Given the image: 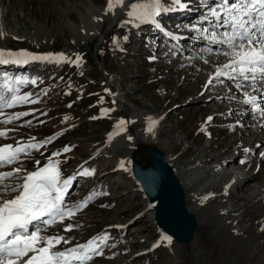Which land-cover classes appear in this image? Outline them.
<instances>
[{
  "label": "rangeland",
  "instance_id": "1",
  "mask_svg": "<svg viewBox=\"0 0 264 264\" xmlns=\"http://www.w3.org/2000/svg\"><path fill=\"white\" fill-rule=\"evenodd\" d=\"M183 2L186 7L171 5L170 11L158 17L180 38L174 41L125 13L105 14L107 0H0V29L5 34L0 38V50L65 57L61 63L0 64V75L36 79L35 85L13 86L19 88L18 94H31L30 98L38 101L3 110L0 120L18 112L30 114L9 124L0 123V130H8L7 137H0V145L52 138L39 150L22 156L21 162L6 166L5 171L14 167L34 171L37 160L43 167L51 157L59 161L62 179L73 177L74 187L65 198L69 207L89 194L93 196L71 219L43 233L70 238V244L61 243L55 250L107 233L103 255L95 256L89 264H264V231H256L251 223L256 210L264 222V204L257 208L249 203L252 190L264 185V158L260 155L264 152V118L238 102L242 97L233 81L226 80L223 85L213 81L204 87L227 58L216 55L217 46L207 43L192 26L211 29L210 22L215 20L211 16L204 20L208 14L204 5L215 6L219 0ZM77 29L84 32L80 41ZM208 48H213L212 54ZM112 97L121 99L128 108H120ZM102 109L110 111L102 114ZM133 114L161 120L158 138L164 144H141L157 145L179 178L194 165L226 163L227 159L234 162L223 166L225 172L232 177L237 174V179L242 175L249 178L248 186L225 188L222 184L207 199L193 197L191 188L184 187L186 205L198 219L190 243L191 257L173 241L161 240L152 212L146 209L128 171L129 155L136 149L109 145L121 119L131 121L121 126L131 136L144 129L146 123L129 117ZM209 116L211 121H207ZM256 144L260 145L253 150ZM65 146L71 150L64 152ZM52 153L60 155L52 157ZM239 168L241 174L235 172ZM84 169L94 170L93 174L79 175ZM224 206L228 211L222 210ZM229 217L239 219L235 226L242 229L241 237L224 228L222 222ZM68 224L75 227L65 232ZM157 241L162 242L153 247Z\"/></svg>",
  "mask_w": 264,
  "mask_h": 264
},
{
  "label": "snow or ice",
  "instance_id": "2",
  "mask_svg": "<svg viewBox=\"0 0 264 264\" xmlns=\"http://www.w3.org/2000/svg\"><path fill=\"white\" fill-rule=\"evenodd\" d=\"M171 5L179 8L187 6L183 0H169L168 4H165L164 0H144L142 3L127 5L125 0H107L105 14L115 15L117 8L121 11L127 9L126 14L129 18L151 23L160 29L158 17L170 11ZM204 6L208 8V14L204 20L207 21L211 16L215 22H210L211 29L202 26H192V28L207 43L217 46L216 55H224L227 58L225 63L216 67L214 75L209 76L204 87L208 88L213 81L221 85L226 80L233 81L235 89L242 97L238 102L247 106L253 115L264 118V0H219L215 6L208 4ZM221 27L225 30L220 31ZM4 35L0 32V38ZM168 35L173 39L177 38L171 33ZM207 51L212 54L213 48H208ZM172 54L176 53L173 51ZM79 59L77 57L76 62ZM64 60L63 54L34 55L23 51L6 53L0 50V64H27L33 61L61 63ZM204 63H208V60L204 59ZM36 82V79L8 77L7 73L0 75V116L5 115L4 109H11L25 103H37V100L30 98L31 94H18L19 88L13 86L26 83L35 85ZM101 111L103 114L110 110L102 109ZM29 114V112L14 113L0 120V123L9 124ZM65 119L68 118L65 117ZM212 119L209 116L207 121ZM130 122L121 119L116 125L118 131L115 135L122 134L126 129L121 126ZM27 123L30 124L31 121ZM155 123L154 120H150L147 128L149 133L153 132ZM7 135L8 130H0V137H7ZM111 138L110 135L109 139ZM51 139L50 137L39 143L27 144L17 141L15 146L0 145V169L21 162L22 156L30 155L31 150H39L50 143ZM128 139L131 140L132 137L129 136ZM31 140L34 141L35 137ZM70 150L68 146L63 149L64 152ZM248 151L250 150L245 149V152ZM58 155L60 153H52V157ZM260 155L264 158V152ZM39 165L40 161L37 160V168L34 171L14 167L10 171L0 172V264H89L95 256L103 255V248L107 246V233L94 236L86 243H78L59 251L55 250L57 246L61 243L70 244V238L61 235L48 236L43 233L48 227L63 223L65 219H71L87 206L93 196L89 194L83 201L69 207L65 198L73 177L62 179L59 161L51 157L43 167ZM93 171L84 169L78 174L91 176ZM13 178L16 183H5ZM7 196L11 198H4ZM30 226L33 229L31 231ZM74 227L68 224L64 231L70 232ZM261 230L264 231V228ZM161 240L171 243V238L168 236H162ZM159 244L160 241H157L153 247Z\"/></svg>",
  "mask_w": 264,
  "mask_h": 264
},
{
  "label": "water",
  "instance_id": "3",
  "mask_svg": "<svg viewBox=\"0 0 264 264\" xmlns=\"http://www.w3.org/2000/svg\"><path fill=\"white\" fill-rule=\"evenodd\" d=\"M134 148L136 151L129 155L131 175L146 200V207L153 213V222L159 232L190 255L198 219L186 205L182 181L157 145L142 146L136 140Z\"/></svg>",
  "mask_w": 264,
  "mask_h": 264
},
{
  "label": "bare ground",
  "instance_id": "4",
  "mask_svg": "<svg viewBox=\"0 0 264 264\" xmlns=\"http://www.w3.org/2000/svg\"><path fill=\"white\" fill-rule=\"evenodd\" d=\"M130 3H142V1L139 0H125V4H130ZM126 11H121L119 8L116 9V13L119 14H126ZM90 14L93 15V12H91L90 10ZM116 18V17H115ZM114 18V19H115ZM113 19V21H114ZM92 20H94V17H92ZM138 21V20H137ZM140 22V21H138ZM114 22H112L113 24ZM142 24H149V25H153L151 23H143ZM74 30V29H73ZM0 32H3L2 29H0ZM76 37L77 39L80 41L79 38L82 39V37L84 36V32L81 29H77L76 32ZM215 71V69H214ZM213 73V72H211ZM115 102H117L118 106L122 109H126V107L128 108V106L125 105V103H123V101L121 99H117L112 97ZM129 117H137L140 121L145 122L146 126L144 127V129L139 130L137 133V137L135 136H131L130 133H128L127 131H124L122 133V138L121 139H115V133L112 134V140L110 141L109 145L111 148L113 149H118V148H127V149H133L135 146V141L137 140L138 142H144V143H162L164 144L163 141H161L158 138V124L160 123V119L157 116H152L150 118H144L138 114H133L132 116L130 115ZM150 120H154L155 126L153 129L152 133H149L147 131V128L149 127V122ZM144 123V124H145ZM132 137L131 140L128 139V137ZM260 144H256L254 149H257V147ZM234 158V157H232ZM227 159V158H226ZM233 160V159H232ZM230 159L226 160V163L223 161L222 163H216V164H211V165H204V164H197L192 166L191 168H189L188 172L183 175L180 180L183 183L184 187H188L191 188V192L193 197L197 198V199H201L202 197L205 198H209L211 197V194L214 190V188H218L219 186H221L222 184L224 185L225 188H231L234 186H237L239 188H244L245 186H248V179L242 175L240 177H238V179H240L241 181H237L238 179L235 177L237 176V174L234 175V177H232L230 172H225L224 171V165H229V164H233L234 161H232ZM129 167V165H128ZM127 167V168H128ZM130 172V167L129 170ZM239 174H241L240 172H237ZM230 177V178H229ZM227 180V183H225V180ZM253 180V179H252ZM239 182V183H238ZM211 190L210 193L207 194V191ZM229 190V189H228ZM249 203H252L253 206H257V208H259L260 206H262L261 204H264V185L263 186H256L252 192L249 195ZM223 211H228L227 206H224L222 208ZM257 211V210H256ZM254 211L253 215H252V221L251 223L254 225L255 230L256 231H260L261 228H264V222H263V218L260 214H257V212ZM153 215V213H152ZM239 221V219L237 217H229L223 220V226L224 228H226L227 231L231 232L232 236L234 237H241L242 236V229L237 230L236 229V223ZM162 236H166L165 234L162 233ZM163 241V240H162ZM160 241V242H162ZM167 242V241H165ZM191 248V246H190ZM188 256H192V252L190 255Z\"/></svg>",
  "mask_w": 264,
  "mask_h": 264
}]
</instances>
